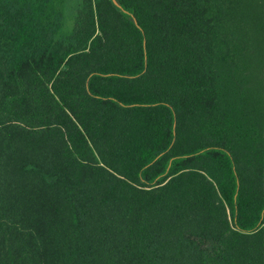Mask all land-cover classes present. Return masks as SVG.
<instances>
[{"label": "trees", "instance_id": "16d2710c", "mask_svg": "<svg viewBox=\"0 0 264 264\" xmlns=\"http://www.w3.org/2000/svg\"><path fill=\"white\" fill-rule=\"evenodd\" d=\"M0 0V264H264V0Z\"/></svg>", "mask_w": 264, "mask_h": 264}, {"label": "water", "instance_id": "95a60500", "mask_svg": "<svg viewBox=\"0 0 264 264\" xmlns=\"http://www.w3.org/2000/svg\"><path fill=\"white\" fill-rule=\"evenodd\" d=\"M116 5H118L117 1L116 0H112Z\"/></svg>", "mask_w": 264, "mask_h": 264}]
</instances>
